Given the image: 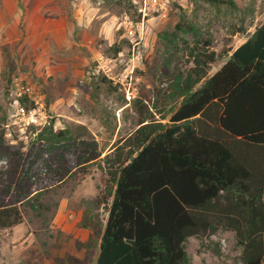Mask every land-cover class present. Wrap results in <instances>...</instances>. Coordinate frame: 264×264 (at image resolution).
Instances as JSON below:
<instances>
[{
	"label": "rangeland",
	"instance_id": "rangeland-1",
	"mask_svg": "<svg viewBox=\"0 0 264 264\" xmlns=\"http://www.w3.org/2000/svg\"><path fill=\"white\" fill-rule=\"evenodd\" d=\"M61 1V11L46 12L45 17L88 23L83 44V25L76 27L78 47L73 49L76 53L79 48L83 61L74 57L71 67L65 68L61 59L68 55L62 49L51 54L16 52V59L7 64L0 56V129L5 130L0 182L8 180V173L17 162L23 163L50 126L55 131L68 129L73 137L65 159L75 171L49 189H40L38 178L49 176L47 163L56 165L59 155L45 153L33 164L34 195L19 203L22 221L0 229V264H94L115 187L111 172L127 161L140 122L170 121L182 98L168 95L163 100L161 94H167L174 74L186 76L192 71L193 46L211 40L209 49L217 56L198 88L264 20V0H143L136 6L137 10L146 7L140 22L133 21L130 0ZM178 23L191 29H179ZM113 44L121 47L117 55L110 47ZM133 53L139 58L132 68ZM27 58L29 63L24 62ZM113 78H122L124 84ZM14 79L31 84L41 96L33 115L29 111L35 104L25 100L22 113L11 91L7 92L13 89ZM127 89L133 97L127 98ZM93 151L99 156L83 163ZM14 196L12 186L4 204H11ZM185 249L190 264H244L232 230L192 236Z\"/></svg>",
	"mask_w": 264,
	"mask_h": 264
},
{
	"label": "trees",
	"instance_id": "trees-1",
	"mask_svg": "<svg viewBox=\"0 0 264 264\" xmlns=\"http://www.w3.org/2000/svg\"><path fill=\"white\" fill-rule=\"evenodd\" d=\"M142 2L130 0L135 22L142 20L136 8ZM202 45L191 49L192 71L174 74L161 94L182 98L170 121L142 120L127 161L111 172L115 187L94 264H190L186 241L219 229L234 231L244 264H264V20L196 88L217 59L211 40ZM4 135L1 128L0 144ZM39 138L0 182V229L22 221L19 203L34 195L30 170L43 154L57 151L59 160L47 163L40 189L75 171L65 159L73 140L68 129L50 126ZM98 156L93 151L83 163ZM12 186L16 196L4 204Z\"/></svg>",
	"mask_w": 264,
	"mask_h": 264
},
{
	"label": "crops",
	"instance_id": "crops-1",
	"mask_svg": "<svg viewBox=\"0 0 264 264\" xmlns=\"http://www.w3.org/2000/svg\"><path fill=\"white\" fill-rule=\"evenodd\" d=\"M32 1L34 0H0V56L3 61L6 64L9 61H14L16 58L13 54L16 52L21 54L50 52L51 54V52H58V49H62V52L68 55V57L61 59V65L64 64L65 68L71 67L70 64L74 63L75 60L74 57L83 61L78 54L79 48L76 49L78 50L76 53L73 49L78 47L75 46L76 36L79 35L76 27L83 25L80 33L82 37L80 44H83L88 33L84 25H88V23L79 19V22L74 24L67 19L68 17L54 20L46 19V12H60L63 2L61 0H37L38 2L34 4ZM75 6L77 7V5ZM52 45L56 47V50L52 49ZM8 54L11 57L7 56ZM30 61V58L24 60L25 63ZM16 62L18 61L16 60ZM21 62L23 63L22 59ZM45 63L52 64L51 61H45Z\"/></svg>",
	"mask_w": 264,
	"mask_h": 264
},
{
	"label": "built area",
	"instance_id": "built-area-1",
	"mask_svg": "<svg viewBox=\"0 0 264 264\" xmlns=\"http://www.w3.org/2000/svg\"><path fill=\"white\" fill-rule=\"evenodd\" d=\"M146 9L145 6H141L140 8H138V12L141 13L142 18L144 17V15L146 14V12L144 11ZM143 14V15H142ZM133 51H135V45L133 46ZM138 53V51H137ZM139 55L138 54H132L131 58H130V63L132 66V68L135 66V62L138 60ZM126 77L128 76V73L125 74ZM115 79V78H113ZM116 82L120 81L122 84V78H117L115 79ZM119 83V82H118ZM11 95L13 97V103L15 106H17L22 113L25 112V109L23 107V102L21 101V98H26L27 100H29L30 102H32L33 104H35L36 106L33 107L32 109H30V113L33 115L36 107L38 105L41 104L42 102V98L41 96H39V94H37V92L34 90L33 86L29 83H24L21 82V80H17L14 79L13 80V89L11 88ZM127 98H130L131 96H134L133 91H130L129 89H127Z\"/></svg>",
	"mask_w": 264,
	"mask_h": 264
}]
</instances>
